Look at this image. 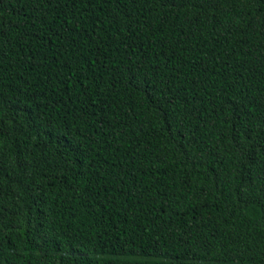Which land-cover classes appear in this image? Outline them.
I'll return each instance as SVG.
<instances>
[{"label": "trees", "instance_id": "obj_1", "mask_svg": "<svg viewBox=\"0 0 264 264\" xmlns=\"http://www.w3.org/2000/svg\"><path fill=\"white\" fill-rule=\"evenodd\" d=\"M0 264H264V0H0Z\"/></svg>", "mask_w": 264, "mask_h": 264}]
</instances>
